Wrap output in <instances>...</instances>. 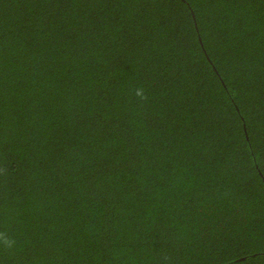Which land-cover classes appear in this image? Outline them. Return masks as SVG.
Masks as SVG:
<instances>
[{"label":"trees","instance_id":"trees-1","mask_svg":"<svg viewBox=\"0 0 264 264\" xmlns=\"http://www.w3.org/2000/svg\"><path fill=\"white\" fill-rule=\"evenodd\" d=\"M0 264H264V0H0Z\"/></svg>","mask_w":264,"mask_h":264},{"label":"clouds","instance_id":"clouds-1","mask_svg":"<svg viewBox=\"0 0 264 264\" xmlns=\"http://www.w3.org/2000/svg\"><path fill=\"white\" fill-rule=\"evenodd\" d=\"M136 94H137V96H142L143 95L142 91H139V90L137 91Z\"/></svg>","mask_w":264,"mask_h":264}]
</instances>
